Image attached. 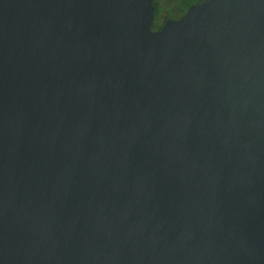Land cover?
<instances>
[{"label": "water", "instance_id": "obj_1", "mask_svg": "<svg viewBox=\"0 0 264 264\" xmlns=\"http://www.w3.org/2000/svg\"><path fill=\"white\" fill-rule=\"evenodd\" d=\"M0 0V264H264V0Z\"/></svg>", "mask_w": 264, "mask_h": 264}, {"label": "trees", "instance_id": "obj_2", "mask_svg": "<svg viewBox=\"0 0 264 264\" xmlns=\"http://www.w3.org/2000/svg\"><path fill=\"white\" fill-rule=\"evenodd\" d=\"M199 0H154V18L152 28L160 29L170 19H178L190 6Z\"/></svg>", "mask_w": 264, "mask_h": 264}]
</instances>
